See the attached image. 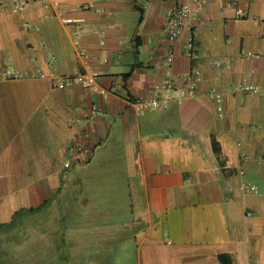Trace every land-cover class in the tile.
Instances as JSON below:
<instances>
[{"label": "crops", "instance_id": "0c3cea01", "mask_svg": "<svg viewBox=\"0 0 264 264\" xmlns=\"http://www.w3.org/2000/svg\"><path fill=\"white\" fill-rule=\"evenodd\" d=\"M10 2L0 0V222L63 193L74 206L85 188L71 171L79 164L113 220L101 224L102 251L91 240L81 247L57 221L52 240L65 263L107 264L120 252L133 264H264V57L255 56L264 0H61L71 24L45 5L15 12ZM181 4L186 27L170 40L168 15ZM191 69L200 71L193 96L166 90V107L135 111L133 100L165 78L182 86ZM85 71L106 97L64 86ZM244 82L261 91H243ZM82 211V224L95 221ZM114 239L119 248L106 250Z\"/></svg>", "mask_w": 264, "mask_h": 264}, {"label": "rangeland", "instance_id": "374dc122", "mask_svg": "<svg viewBox=\"0 0 264 264\" xmlns=\"http://www.w3.org/2000/svg\"><path fill=\"white\" fill-rule=\"evenodd\" d=\"M71 171L75 174V180L79 177L85 182V188L82 191L80 189L77 194L76 190L74 191L78 200L73 202L74 206L67 205L63 193L43 204L35 212H23V209H19L16 211L18 213L11 216V219L0 222V264H67L63 261L65 249L56 246L57 242L52 240V236L57 233L59 228L57 221H61V225L65 226L66 235L72 234L74 238H78L77 243H81V247L85 241L91 240L96 243L93 248H90L91 250L102 251L105 249L100 246L103 243L101 236L105 230L101 224L104 225L105 219L113 220V218L108 213H103V208H107L101 204L104 202L103 190L96 183L92 184L93 180L84 179L79 164L71 166ZM85 198V205H83L82 202ZM82 210L94 211L95 221L82 224ZM80 223L82 227H77ZM117 242L119 241L114 239L108 243L106 250L107 248L115 249ZM105 259L107 264L134 263V257L129 253H111L105 255ZM93 262L91 261L89 264H93Z\"/></svg>", "mask_w": 264, "mask_h": 264}, {"label": "built area", "instance_id": "2783aa9c", "mask_svg": "<svg viewBox=\"0 0 264 264\" xmlns=\"http://www.w3.org/2000/svg\"><path fill=\"white\" fill-rule=\"evenodd\" d=\"M197 3H202L204 0H196ZM33 4H41L53 9L54 16H57L63 24H71L75 22V19L69 15L61 3V0H11L10 7L12 11L15 12H22L28 6ZM189 7L187 5L181 4L175 7L174 10L171 9L167 19V32L170 40L175 39L186 27V19L189 14ZM186 53L189 57L194 58L197 56V49L196 45L193 40V36L189 35L186 39L185 44ZM251 54V53H249ZM255 56H262L264 57V51L261 53L255 54ZM172 55L170 54L168 57V62L171 61ZM17 75V73H15ZM6 76H11L10 71L6 72ZM43 76V75H41ZM200 76V71L198 69H191L190 71L182 74V79L184 84L182 86H175L174 82L170 78H165L158 82L151 93V95L147 97H138L132 101V105L135 111L139 115H143L148 110H155L162 107L167 106V100L165 97L162 96V93L166 90H175L179 99L193 96L195 94V80ZM80 84L83 87H89L96 89L102 97H106L107 90L100 87L96 81V74L94 72L85 71V72H78L71 77H66L63 80V84L66 87H69L73 84ZM240 88L246 92H253L258 93L260 92V88L256 85H250L248 83H241ZM211 95L215 97L217 101L220 100V94L217 92H212ZM217 110L221 111V106L217 107ZM99 111L98 106H93L90 110V114L96 113ZM80 158L86 160L90 155V149L84 145V147H80L78 150ZM68 167L69 162H65L64 164ZM241 189L247 193H256L257 187L251 183H245L241 186Z\"/></svg>", "mask_w": 264, "mask_h": 264}, {"label": "trees", "instance_id": "16d2710c", "mask_svg": "<svg viewBox=\"0 0 264 264\" xmlns=\"http://www.w3.org/2000/svg\"><path fill=\"white\" fill-rule=\"evenodd\" d=\"M212 146H213V150H214L215 154L217 155V157L220 158V148H219L217 142L214 139H212ZM219 164L222 165V161L221 160H219ZM39 208L40 207H35V208L34 207H31L29 209H23L22 211L23 212H31L32 213V212H35V211L39 210ZM16 213H18V212H15V214Z\"/></svg>", "mask_w": 264, "mask_h": 264}]
</instances>
